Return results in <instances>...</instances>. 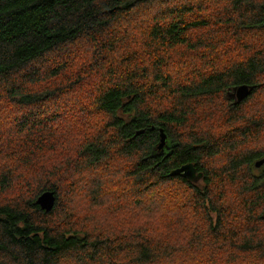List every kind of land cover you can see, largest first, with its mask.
<instances>
[{
    "label": "trees",
    "instance_id": "trees-1",
    "mask_svg": "<svg viewBox=\"0 0 264 264\" xmlns=\"http://www.w3.org/2000/svg\"><path fill=\"white\" fill-rule=\"evenodd\" d=\"M5 118L0 264H264V0H0ZM188 162L200 181L168 176Z\"/></svg>",
    "mask_w": 264,
    "mask_h": 264
},
{
    "label": "rangeland",
    "instance_id": "rangeland-1",
    "mask_svg": "<svg viewBox=\"0 0 264 264\" xmlns=\"http://www.w3.org/2000/svg\"><path fill=\"white\" fill-rule=\"evenodd\" d=\"M141 27H137V25H135V29L134 30L132 29V32H131V36H130L129 40H131V41L136 40L137 41L136 44H139V42L144 38V36L141 32V30H142ZM136 48L142 49L141 45H136ZM69 57L71 58L73 65H75L77 68H80V71H82V72L86 71L88 66L90 65L87 61H83L82 65H81L82 58H84L85 60H87L89 58L88 56L85 55L83 48H75V51L73 53H71L69 55ZM90 60L91 59H89L88 61H90ZM87 92L89 95L91 93L93 94V92H94L93 89H91L90 85L89 86L83 85L78 90L73 89L72 91L69 92V94H64L63 97H59L58 102H57V106L55 104L53 111L71 112V114L67 115L68 116L67 118H71V119L67 120V122H69V123H71L75 120H87V121H89V119L93 116V113L92 114L90 112L84 113V110H82V107H83L82 105H86L84 103V101H85L84 95L86 96ZM41 106H43V107L47 106V108H48L49 106L51 107V104L45 103V104H42ZM56 121H53L54 126H55L54 132H56V134H58L62 131V126L65 124V122H62V121L56 122ZM9 122H10V120L8 121V118L3 119L2 122L0 121V132L2 134V137L6 131L5 125H7ZM48 145H50V144L48 143ZM44 152H42V154H38L39 156L37 157V159L39 161H42V163H44V165H47V168L49 167V165H48L49 162L57 163V161H60L59 160L60 158L62 161V153H60L59 147H56L55 150L48 149V151H46L45 153ZM43 153H44V155H43ZM60 164H61V162H60ZM60 164H59V168H63L62 166H60ZM71 192L72 193L75 192V189L71 190ZM65 194H67V193H65ZM75 209L79 210L81 208H75ZM115 210H116V208H115ZM113 211H114V208H113ZM98 214L103 216V212H101V211H99ZM92 221L93 220H91V223H92Z\"/></svg>",
    "mask_w": 264,
    "mask_h": 264
},
{
    "label": "water",
    "instance_id": "water-1",
    "mask_svg": "<svg viewBox=\"0 0 264 264\" xmlns=\"http://www.w3.org/2000/svg\"><path fill=\"white\" fill-rule=\"evenodd\" d=\"M251 90V86H248L246 84L237 85L232 88V91L229 92V97L235 98L236 102L242 101L244 98H246L249 94V91ZM142 131H138L137 133H140ZM170 143L162 129L159 130V137H158V143L156 146V150L160 153H163L166 149L170 147ZM264 163V158L257 160L254 162V166L256 168L260 167ZM180 175L184 179H186L189 182L196 183L200 181L203 177V174L201 171H198L197 168L194 166L193 163L188 162L183 165H181L178 168H175L171 170L168 173V176H176ZM55 201V196L53 192L51 191H44L42 192L36 199V204L44 211H49L52 209L53 204Z\"/></svg>",
    "mask_w": 264,
    "mask_h": 264
}]
</instances>
